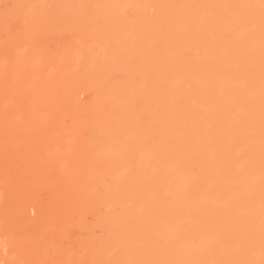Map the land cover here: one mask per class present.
<instances>
[{"label":"bare ground","instance_id":"6f19581e","mask_svg":"<svg viewBox=\"0 0 264 264\" xmlns=\"http://www.w3.org/2000/svg\"><path fill=\"white\" fill-rule=\"evenodd\" d=\"M4 2L0 138L45 130L64 170L77 137L85 159L74 190L54 175L55 218L28 204L0 246L72 226L61 264H264V0ZM24 166L0 144V217Z\"/></svg>","mask_w":264,"mask_h":264},{"label":"rangeland","instance_id":"374dc122","mask_svg":"<svg viewBox=\"0 0 264 264\" xmlns=\"http://www.w3.org/2000/svg\"><path fill=\"white\" fill-rule=\"evenodd\" d=\"M6 8H7V5L4 2V0H0V17L1 16L3 17L2 13L6 10ZM44 19H46L47 21L46 20L45 21L48 22L45 25L48 24L50 27H54L55 24L57 25V22L53 16H49V17H46ZM41 39L43 41V38H41ZM49 43H51V44H49ZM44 44L45 45L49 44L52 47V42L50 41L49 38H46V42ZM41 46L43 47L42 42H41ZM41 46H40V48H41ZM51 50L52 49L49 48L48 52ZM43 131L45 132V130H43ZM44 132H42V139L38 138L36 136H31L28 133H25L21 136L19 135L18 139H15L14 141L11 140L10 135L4 134L0 138V144L3 146H6V148H11V154L13 155V158L16 161H18L19 164H21V165L23 164V166L25 165L24 168L18 173V175L20 177V184H22L23 186L19 185L18 187H16L15 189H12V191H10L8 193V197H7L8 203H5L7 205L6 206V213H5L6 217H2L3 215L0 217L1 218L0 219V234L2 233V238L7 239L10 235L12 236V234H14L16 232V230L19 229V227H21L20 221L22 220V218H20L19 215L23 214V210L27 209V207H25V206H27L30 203H37L39 205H42V207L44 208V212L46 214V217H44L45 215H43L44 218L42 219V222H44V221L48 222V220L55 218L56 214H55V208L53 207V204H55L56 196L59 194L58 192H55V190H53L54 186L51 185L54 182V178H55L54 175L55 174L58 175V173H59L60 174L58 176L59 178H66L67 180H69L71 182L70 186L72 189L75 186L76 181L79 180L78 177L82 178L81 176L77 175V174L81 175L80 173L83 172V170H84L83 167H82L83 170L79 171V170H81L80 167L82 165L80 163L81 162L84 163V159H85L83 156V153L80 152L81 147H78L81 145V143L79 144V142H80L79 139L77 137L70 138L71 142L73 141L74 146L71 143V147L72 146L73 147L71 150L69 149L70 150V151H68L69 153L68 152L66 154L62 153L59 156L60 158L65 159L64 164L66 165L67 168L64 170H59L58 167H62V166L58 162L59 158H56L53 154V151H52V149H53L52 145L53 144H51V143H54V140L49 138L48 135L47 136L44 135ZM75 139H77V141ZM18 142L20 144L19 148L14 149V146ZM66 149H63V150H66ZM81 156H82V158H81ZM41 167H42V182H43L42 188L33 189V190L26 188V186L30 185V183L33 179H36V180L38 179V178H35L34 176H32L30 174V168H32V170H34V171H37V169L41 168ZM51 170H53V171H51ZM46 173L47 174L50 173V175H52V176L49 177L47 179V181L45 182L44 179L47 177ZM32 213L33 212H31L30 215H31V217L32 216L34 217V215H32ZM84 216L87 217L86 221H85V219L83 220V221H85V223H87V220L90 221V223H92L91 222V220H92L91 215H89L88 213H85ZM84 216H83V218H84ZM46 219H48V220H46ZM71 228H74V227L71 226ZM71 228L69 227L67 229L68 234L65 233L66 235L63 234L62 237L55 235L53 232H50L49 234H47L44 232L45 230L42 229V232L37 234L38 235L37 242L35 241L36 240L35 239L36 237H35L34 238L35 240L33 239L35 244L33 242H30V244L33 243L32 248H34V247L38 246L39 243H41V246L43 245L41 248H43L46 251L48 250V252L46 253V254H48L46 259H47V261L49 260L51 262L49 263V261H48L47 264H61L59 261L60 260L59 255L62 253H58L59 251L57 253H56V251L54 252V250L52 251V245L57 241V242H59V245H58V247H56V249L60 248L59 246H62L61 252H64L65 250L69 249L66 252V254L71 253L72 250L70 251V248H69L70 243L72 242L71 244L73 246H75L73 244L72 240L75 237L77 238L80 236V234H82L80 232V234L78 235V233L75 231V229H77L78 227H75V229H71ZM97 228H98L97 225L92 227L94 235H100V231L97 230ZM3 234H4V237H3ZM24 235H21L20 237H23V236L26 237L27 233H24ZM68 235H70V236L68 237ZM84 235L85 234L83 232V236ZM20 237H19V239H20ZM81 239H83V238H81ZM3 240L5 241V239H3ZM23 240H24V238H23ZM0 241H1V239H0ZM18 241H22V239L18 240ZM75 241H77V240H75ZM14 242H12V244H10L9 242H6V243H8V246L5 245L6 247H4V246L2 247V245L0 246V248L1 247L3 248V249H0L1 250L0 253L4 254V256L7 257L6 263H9V264H41V261H39V260L32 261V258H31V256H34V257L36 256L35 258H37L38 257L37 255L40 252L42 253L43 249L41 250L40 246L38 248L37 247L34 248L33 249L34 253L30 254V253H32V251L28 253L27 250H28L29 246H28L27 242H26V245L24 243L25 246H23V247H21V245H19V244L17 245L16 244L17 241L15 243ZM78 242L83 243L84 239L82 241H78ZM84 243L81 245L83 246ZM45 245H47V246H45ZM72 245H71V248H72ZM76 245L78 246V244H76ZM81 245H79V248L81 247ZM54 247H55V244H54ZM39 248L41 251L39 250ZM24 249H26V250H24ZM62 250H64V251H62ZM49 251H50V253H49ZM81 253L84 254L83 249L81 250ZM27 254H30V255L28 256ZM26 255L28 257H26ZM64 255H65V252H64ZM66 257H64V260L67 259V261H68V256H66ZM24 258H29L30 262L26 263L25 262L26 259L24 260ZM43 264H45V263H43ZM66 264H67V262H66Z\"/></svg>","mask_w":264,"mask_h":264}]
</instances>
